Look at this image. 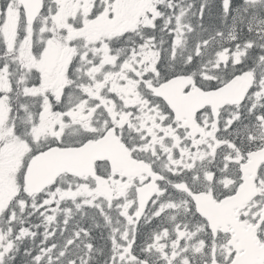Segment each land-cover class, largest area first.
I'll list each match as a JSON object with an SVG mask.
<instances>
[{"label":"snow or ice","instance_id":"6c2138e0","mask_svg":"<svg viewBox=\"0 0 264 264\" xmlns=\"http://www.w3.org/2000/svg\"><path fill=\"white\" fill-rule=\"evenodd\" d=\"M0 264H264V0H0Z\"/></svg>","mask_w":264,"mask_h":264}]
</instances>
